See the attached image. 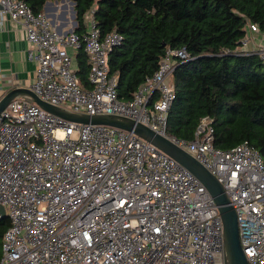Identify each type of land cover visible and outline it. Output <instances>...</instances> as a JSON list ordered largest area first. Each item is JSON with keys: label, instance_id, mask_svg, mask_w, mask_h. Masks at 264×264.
I'll return each instance as SVG.
<instances>
[{"label": "built area", "instance_id": "obj_1", "mask_svg": "<svg viewBox=\"0 0 264 264\" xmlns=\"http://www.w3.org/2000/svg\"><path fill=\"white\" fill-rule=\"evenodd\" d=\"M92 13H86L84 33L63 34L24 1L0 0V15L21 24L31 44L28 58L37 70L29 89L73 113L132 119L187 151L214 175L235 209L248 264H264L259 153L247 142L215 148L209 117L190 141L166 132L174 57L186 58L184 49H168L132 98L121 100L107 56L123 37L117 31L100 37ZM249 31L259 32L253 23ZM247 42L248 35L240 46ZM81 47L89 56L85 90L73 65ZM239 50L264 60V48ZM0 205L10 220L0 264H224L218 206L186 168L133 132L71 122L26 97L0 111Z\"/></svg>", "mask_w": 264, "mask_h": 264}, {"label": "trees", "instance_id": "obj_2", "mask_svg": "<svg viewBox=\"0 0 264 264\" xmlns=\"http://www.w3.org/2000/svg\"><path fill=\"white\" fill-rule=\"evenodd\" d=\"M22 1L39 13L48 0ZM72 1L75 33L85 32V16L92 9L100 37L111 31L123 37L107 56L121 100L132 98L168 49H184L186 58L174 57L170 80L175 97L166 132L190 141L200 120L209 117L215 148L247 142L264 162V60L239 50L249 23L264 33V0ZM88 60L82 47L74 53L75 74L84 90L90 88ZM9 225L8 216L0 217V257Z\"/></svg>", "mask_w": 264, "mask_h": 264}, {"label": "water", "instance_id": "obj_3", "mask_svg": "<svg viewBox=\"0 0 264 264\" xmlns=\"http://www.w3.org/2000/svg\"><path fill=\"white\" fill-rule=\"evenodd\" d=\"M20 97H26L50 114L71 122L108 125L128 132H133L186 168L203 184L213 198L215 204L218 206L223 227L224 264H248L239 241L235 209L229 203V199L227 198L222 185L217 181L214 175H212L187 151L163 135L156 133L149 127L132 119L114 115L73 113L42 101L29 89V87H15L8 91L0 99V111H2L10 101ZM5 216H7L5 208L0 205V217Z\"/></svg>", "mask_w": 264, "mask_h": 264}, {"label": "crops", "instance_id": "obj_4", "mask_svg": "<svg viewBox=\"0 0 264 264\" xmlns=\"http://www.w3.org/2000/svg\"><path fill=\"white\" fill-rule=\"evenodd\" d=\"M42 12L58 33H68L76 25L72 0H48ZM240 48H264V33L249 31L248 42ZM30 49L24 27L8 15H0V99L11 89L29 87L35 81L37 64L28 58Z\"/></svg>", "mask_w": 264, "mask_h": 264}, {"label": "rangeland", "instance_id": "obj_5", "mask_svg": "<svg viewBox=\"0 0 264 264\" xmlns=\"http://www.w3.org/2000/svg\"><path fill=\"white\" fill-rule=\"evenodd\" d=\"M73 58H74V57H73ZM65 105H66L67 107H69V104H68V103H66ZM6 212L9 213V209H8V208H6Z\"/></svg>", "mask_w": 264, "mask_h": 264}]
</instances>
